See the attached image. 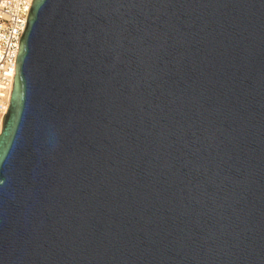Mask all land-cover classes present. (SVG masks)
Wrapping results in <instances>:
<instances>
[{
	"label": "water",
	"instance_id": "water-1",
	"mask_svg": "<svg viewBox=\"0 0 264 264\" xmlns=\"http://www.w3.org/2000/svg\"><path fill=\"white\" fill-rule=\"evenodd\" d=\"M0 264H264V0H32Z\"/></svg>",
	"mask_w": 264,
	"mask_h": 264
},
{
	"label": "built area",
	"instance_id": "built-area-1",
	"mask_svg": "<svg viewBox=\"0 0 264 264\" xmlns=\"http://www.w3.org/2000/svg\"><path fill=\"white\" fill-rule=\"evenodd\" d=\"M32 0H0V131L12 88L18 39Z\"/></svg>",
	"mask_w": 264,
	"mask_h": 264
},
{
	"label": "bare ground",
	"instance_id": "bare-ground-1",
	"mask_svg": "<svg viewBox=\"0 0 264 264\" xmlns=\"http://www.w3.org/2000/svg\"><path fill=\"white\" fill-rule=\"evenodd\" d=\"M2 128V127H1Z\"/></svg>",
	"mask_w": 264,
	"mask_h": 264
}]
</instances>
